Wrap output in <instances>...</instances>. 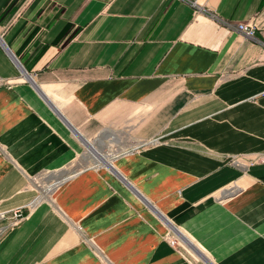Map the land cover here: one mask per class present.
I'll use <instances>...</instances> for the list:
<instances>
[{"label":"crops","instance_id":"0c3cea01","mask_svg":"<svg viewBox=\"0 0 264 264\" xmlns=\"http://www.w3.org/2000/svg\"><path fill=\"white\" fill-rule=\"evenodd\" d=\"M262 154L264 0H0V264H264Z\"/></svg>","mask_w":264,"mask_h":264},{"label":"built area","instance_id":"2783aa9c","mask_svg":"<svg viewBox=\"0 0 264 264\" xmlns=\"http://www.w3.org/2000/svg\"><path fill=\"white\" fill-rule=\"evenodd\" d=\"M236 27L238 28V30H240L244 34H248L249 36H254L255 33H256V25L253 22H250V21H240V22H238L236 24ZM145 143H147V142H145ZM139 147L140 146L136 145V146H134L132 148L122 149L121 151H117V149H114L111 153L108 152L107 155H108V158L115 159L119 154H121V153H123L125 151H130V150H133L135 148H139ZM112 162H113V160H112ZM96 163L100 164L102 162L98 160V161H96ZM66 177H62V179L61 178H56V179H53L51 182L44 183V184L53 183L55 185V187H54L55 189L54 190H56V188L65 180ZM40 186H42V185H40ZM41 194H42V196H44L43 193H41ZM23 216H24V214H23L22 210L20 208L16 209L13 212L12 216L10 217L8 225L16 224ZM4 229H5L4 226L0 227V234L4 231ZM171 241L173 243H176V242H178V238L177 237L171 238Z\"/></svg>","mask_w":264,"mask_h":264},{"label":"rangeland","instance_id":"374dc122","mask_svg":"<svg viewBox=\"0 0 264 264\" xmlns=\"http://www.w3.org/2000/svg\"><path fill=\"white\" fill-rule=\"evenodd\" d=\"M125 143H127V145L125 144L124 146H133V144L135 143V142H133L131 139H129L128 141H126ZM119 146V145H118ZM119 148V147H118ZM88 154H89V150H88V152H87ZM100 154H101V152H99ZM262 157H264V155L262 154V156H260V160H263L262 159ZM81 161H85V159H83V160H81ZM48 173H45L44 174V178H42V179H49V177H48V175L50 176L51 174H48ZM47 175V176H46ZM54 178H52V179H50L49 180V182H51L52 180H53ZM45 183H48V182H45ZM54 188V187H53ZM53 188H51V189H53ZM55 191V190H54ZM1 227V226H0ZM187 248V247H186ZM188 249V248H187ZM189 250V252L193 255V256H195L196 258H198V259H200V260H204L203 259V257H201L200 255H198L194 250H190V249H188ZM205 261V260H204Z\"/></svg>","mask_w":264,"mask_h":264},{"label":"bare ground","instance_id":"6f19581e","mask_svg":"<svg viewBox=\"0 0 264 264\" xmlns=\"http://www.w3.org/2000/svg\"><path fill=\"white\" fill-rule=\"evenodd\" d=\"M256 34V33H255ZM247 36H249L248 34H246ZM101 149V148H100ZM104 151V150H103ZM100 153H95L94 155H93V157H98V155H99Z\"/></svg>","mask_w":264,"mask_h":264}]
</instances>
